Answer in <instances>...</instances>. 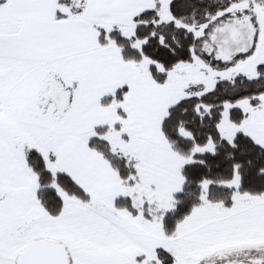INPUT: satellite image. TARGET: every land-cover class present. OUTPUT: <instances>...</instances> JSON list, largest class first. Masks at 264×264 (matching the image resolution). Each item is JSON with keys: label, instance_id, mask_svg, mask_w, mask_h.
<instances>
[{"label": "snow or ice", "instance_id": "obj_1", "mask_svg": "<svg viewBox=\"0 0 264 264\" xmlns=\"http://www.w3.org/2000/svg\"><path fill=\"white\" fill-rule=\"evenodd\" d=\"M0 264H264V0H0Z\"/></svg>", "mask_w": 264, "mask_h": 264}]
</instances>
